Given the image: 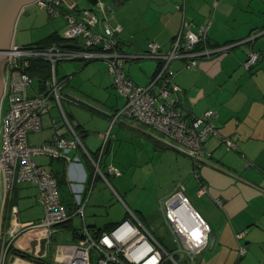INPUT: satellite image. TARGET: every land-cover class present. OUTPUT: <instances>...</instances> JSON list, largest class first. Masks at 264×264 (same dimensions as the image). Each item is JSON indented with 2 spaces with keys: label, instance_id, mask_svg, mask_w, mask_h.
<instances>
[{
  "label": "built area",
  "instance_id": "obj_1",
  "mask_svg": "<svg viewBox=\"0 0 264 264\" xmlns=\"http://www.w3.org/2000/svg\"><path fill=\"white\" fill-rule=\"evenodd\" d=\"M34 3L45 8L50 16L56 17L60 14L57 6H62L64 0H35ZM176 6L184 13L183 3ZM82 15L83 17H79L72 12L65 14L64 38L77 45L76 47H66L57 42L46 46L19 45L12 40L8 47V57H1L0 77L4 84L1 107L4 99L8 98L4 116L0 113V170L5 187L9 191L16 182L29 181L39 189L38 199L43 205L44 216L39 223L29 227L37 230V257L44 255L47 248L52 246V237L62 230L63 224L73 221L74 216L79 215L82 225L75 227L79 229L81 236L74 239L72 235L69 241L55 245V264H94L93 250L98 254V264L188 263L208 246L211 227L192 207L180 183L158 200L166 233L175 245L173 250H169L130 209L126 211L128 216L109 230H94L86 223L85 210L93 185L99 176L107 179V174L100 166L107 141L104 140L99 150V159H93L64 108L63 101L77 103L80 100L63 92L67 77H58L57 63L62 60H105L113 76V85L124 98L123 106L113 113L114 120L124 115L168 136L169 140L162 139V144L188 155L192 159L193 173L199 178L198 168L211 154L204 148L207 138L210 135L217 136L225 149L230 150L237 148V136L222 135L217 130L212 123L215 114L213 109H206L199 115L181 111V88L173 80L174 71L170 62L180 58L185 68L194 69L199 59L226 52L238 42L210 46L206 41L209 22L190 29L183 19L168 49H164L156 41L147 42L146 55L157 60L158 66L148 82L141 85L134 82L125 71L124 63L134 56L119 52L117 34L120 26H111L104 13L99 16L87 8H84ZM36 58H43L51 63V74L39 82L38 88H33L30 95L28 89L36 77L29 69L32 59ZM258 59L259 53L251 51L243 65L250 69ZM53 102L59 107L61 120L68 130L65 132L63 128L55 127L50 141L31 142L29 134L41 131L42 117ZM53 122L54 125L57 124L56 120ZM67 132L71 133V137L66 135ZM80 146L91 158L94 171L89 187L83 184L73 185L75 209L70 213L62 202L55 174L41 165L37 157H66L69 151ZM108 171L112 175L120 174V170L114 165H109ZM205 191L206 186L201 184L198 192L201 194ZM217 202L220 200L217 199ZM7 241L10 240H3L2 258L8 254L10 242L6 244ZM245 251V246L239 247V255ZM178 254L182 255V262L177 258Z\"/></svg>",
  "mask_w": 264,
  "mask_h": 264
},
{
  "label": "crops",
  "instance_id": "obj_2",
  "mask_svg": "<svg viewBox=\"0 0 264 264\" xmlns=\"http://www.w3.org/2000/svg\"><path fill=\"white\" fill-rule=\"evenodd\" d=\"M131 2L133 1H109L105 4L103 13L111 26H120L117 34L118 49L119 52L134 56L126 61L128 64L125 71L138 84H146L158 66L157 60L146 55L147 42L153 40L168 49L183 19L190 29L209 22L206 41L210 46L238 42L226 52L199 59L194 69L185 68L180 58L171 60L173 80L181 88V111L199 115L206 109H213V125L222 135L235 134L237 148L226 150L217 136L210 135L204 148L211 154L198 168L199 178H196L193 170L191 172L190 165L182 170L176 181L170 182L162 190L159 198L173 191L176 184L180 183L192 207L207 221L211 232L216 233L213 247L224 246L229 249L226 259L228 264H264V0H147L141 9L135 11L138 19L133 24L120 21L112 24L109 13L114 12L115 7L121 8ZM140 2L142 4V0L138 1ZM180 3L184 4V13L176 6ZM64 5L74 7L76 0H64ZM54 32L64 37V32ZM251 51H257L259 59L250 69H246L243 62ZM80 61L83 64L75 63L72 72L61 77H67V85L73 83L71 88L75 94L93 97V90L114 88L113 77L106 61ZM118 103L119 101L115 105L116 110L119 109ZM56 106L53 102L44 115L48 116ZM76 115L73 111L67 113L85 148L89 153L97 155L108 124L91 131L83 122V117L78 113ZM59 117L60 119L51 115L46 117L48 134L42 141L35 143L50 141L55 127L63 128L65 132L68 130L61 115ZM53 120H56V125ZM118 120L119 118L115 123ZM127 125L130 129L144 133V136L150 137L157 145L174 149L163 145L162 139L131 124ZM66 135L71 137L69 132ZM108 143L109 139L106 147ZM103 155L104 153L100 165ZM82 159L88 163L89 171H86ZM53 160H57L61 168L54 167ZM50 164V169L45 168L54 174L57 170L64 171L66 181H58L59 187L63 183L69 184L72 194L73 185H89L94 171L91 158L81 146L69 151L66 157L50 158ZM27 182L23 183V190L37 189L36 201L44 211L38 199V187ZM16 183L12 189L15 192ZM201 184L206 186V191L200 194L198 191ZM6 196L8 197V193ZM13 197L11 192L4 215L6 218L3 220L10 236V245L36 257L37 230L29 227L39 223L44 213L38 220L23 219ZM217 199L220 200L219 203ZM66 206L70 213L75 209L74 204L67 203ZM90 225L96 230L99 229L93 224ZM62 229L69 231L70 238L72 237L69 228L64 226ZM240 246L246 248L242 255L238 252ZM55 252L56 250L49 256L47 248L41 259L54 263ZM12 264L37 263L17 255Z\"/></svg>",
  "mask_w": 264,
  "mask_h": 264
},
{
  "label": "rangeland",
  "instance_id": "obj_3",
  "mask_svg": "<svg viewBox=\"0 0 264 264\" xmlns=\"http://www.w3.org/2000/svg\"><path fill=\"white\" fill-rule=\"evenodd\" d=\"M132 1L124 7H115L114 12L109 13L108 17H110L112 24H117L119 21L121 23L130 22L133 24L138 19V16H135V11L141 9L147 3V0H142V4L141 2L138 3L140 0H136V2L135 0ZM57 8L60 14L52 17L45 8H41L37 3L26 5L16 21L13 37L14 42L19 45H32L50 35L55 30L60 33L65 32L66 20L64 16L68 12L83 17L82 12L84 8H88L92 9L99 16L103 14L101 6L95 8L87 0H76L74 7L63 4L62 6H57ZM75 63L83 64L80 60L59 61L57 63L58 77L61 78L65 74L72 72V67ZM127 64L126 62L124 63L125 69ZM38 85L39 79L36 77L33 85L28 89L30 95L33 93V88L37 89ZM72 86L73 83H70V85L66 83L63 92L74 95L80 102L63 101L66 112L73 111L75 115L77 113L81 115L84 120L83 122L91 131H94L93 128H99L102 125L108 124L104 135L105 137H103L100 143L101 147L104 140L106 139L107 141L109 139L107 149L103 155V162L100 165L103 172L107 174V179L99 176L93 185L85 210L86 223L109 230L126 218L128 216L126 211L130 209L169 250H173L175 245L166 233L158 200L162 190L170 182L176 181L184 168L191 165L192 172L191 158L170 147L157 145L150 137L144 136L145 134L139 130L130 129L127 124L144 130L157 138L165 141L169 140L168 136L150 125L138 122L124 115H120L119 120L115 123L116 120H114L113 116V113L117 111L115 105L119 101V108H121L124 100L123 96L119 94L115 87H110L103 91L93 90V95H91L93 97H88L75 94L71 88ZM7 107L8 98H5L0 109L2 117ZM56 107L51 109L48 116H56L60 119V110L58 106ZM48 116H43L42 131L31 132L29 134L31 142H40L48 134V121L46 118ZM99 157L100 151L97 160ZM37 161L43 163L46 165V168L50 169L49 157L40 156L37 157ZM53 161L54 167L59 168L61 166L57 160ZM82 163L86 171H89V166L85 159H82ZM111 164L120 170L119 175L109 174L108 169ZM23 183L28 182H18L16 183L17 191L11 190L14 195L13 201L20 208L23 219L38 220L43 216L44 211L42 206L37 204L36 201L35 194L37 193V189L23 190V186H25ZM59 190L64 205L67 203H75V197L71 192L69 184H61ZM9 192L10 190L8 191L5 187L3 175L0 170V264H10V254H7L5 258L1 257L3 240H10V236H8L9 234L5 229V222L1 223L6 214V207L9 201L8 197L11 193ZM7 193L8 197L6 196ZM18 195L19 197L17 198L16 196ZM24 195L27 196L24 197ZM72 222L77 227L82 225L79 215H75ZM70 239V233L67 230L62 229L60 232L54 234L52 237V246L48 247L49 256L56 250L55 245L57 243L69 241ZM8 242L10 241H7L6 244ZM228 252L229 249L224 246L220 248L215 246L212 249L206 247L204 252L198 254L194 260H190L188 264H228L226 261ZM92 255L93 263L98 264V254L93 250ZM177 258L181 262L183 261L181 254H178Z\"/></svg>",
  "mask_w": 264,
  "mask_h": 264
},
{
  "label": "water",
  "instance_id": "obj_4",
  "mask_svg": "<svg viewBox=\"0 0 264 264\" xmlns=\"http://www.w3.org/2000/svg\"><path fill=\"white\" fill-rule=\"evenodd\" d=\"M71 2V0H68ZM95 8L101 6L102 9H105V4H108L112 0H87ZM35 0H0V60L1 57H8V47L14 37V29L16 21L22 11V9L31 3H34ZM88 9V8H87ZM93 11L92 9H89ZM66 47H76L77 45L73 43L64 44ZM4 92V84L0 77V107L1 99ZM216 240V233L211 232L208 239V249H211ZM42 249H45V240L42 241ZM16 254L10 256V264H12L16 259ZM31 260L37 264H49L39 257H32ZM183 264H188L186 261H183Z\"/></svg>",
  "mask_w": 264,
  "mask_h": 264
},
{
  "label": "trees",
  "instance_id": "obj_5",
  "mask_svg": "<svg viewBox=\"0 0 264 264\" xmlns=\"http://www.w3.org/2000/svg\"><path fill=\"white\" fill-rule=\"evenodd\" d=\"M54 42H57L60 45H64V44L70 43L68 39L64 38L63 36H61L57 32H53L50 35H48L45 38H43L42 40L36 42L35 44L41 45V46H46V45H49V44L54 43ZM29 70L35 77H37L39 79V82H42L44 79H46L51 74V63L48 60H45L43 58L32 59V64H31V67H30ZM74 129L76 130L75 127H74ZM98 154H99V152H98ZM98 154L96 155V154L90 153L91 157L93 159H95V160H96ZM55 175L57 177V180L60 183L66 181L65 180V178H66L65 177V173H64L63 170L62 171L61 170H57L55 172ZM3 220H5V219L3 218ZM2 222L3 221H1V223ZM64 226L71 230L74 239H77V238H79L81 236L79 229L76 228L75 226H73L71 220L69 222H67V223H64L63 227ZM90 227L94 229L93 226L90 225ZM94 230H96V229H94ZM97 230L98 231H103V230H106V229L99 228ZM8 254H10V255L16 254V255L21 256V257H23L25 259H31L33 257V255L31 253L26 252L24 250H21V249H19L17 247H14L12 245H10L9 248H8ZM49 264H54V263L53 262H49Z\"/></svg>",
  "mask_w": 264,
  "mask_h": 264
},
{
  "label": "flooded vegetation",
  "instance_id": "obj_6",
  "mask_svg": "<svg viewBox=\"0 0 264 264\" xmlns=\"http://www.w3.org/2000/svg\"><path fill=\"white\" fill-rule=\"evenodd\" d=\"M39 258H41V256Z\"/></svg>",
  "mask_w": 264,
  "mask_h": 264
},
{
  "label": "bare ground",
  "instance_id": "obj_7",
  "mask_svg": "<svg viewBox=\"0 0 264 264\" xmlns=\"http://www.w3.org/2000/svg\"><path fill=\"white\" fill-rule=\"evenodd\" d=\"M55 264V263H54Z\"/></svg>",
  "mask_w": 264,
  "mask_h": 264
}]
</instances>
